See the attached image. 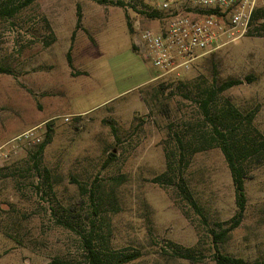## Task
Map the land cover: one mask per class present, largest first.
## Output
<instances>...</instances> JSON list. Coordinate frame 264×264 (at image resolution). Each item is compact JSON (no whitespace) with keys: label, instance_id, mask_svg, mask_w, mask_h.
Wrapping results in <instances>:
<instances>
[{"label":"rangeland","instance_id":"rangeland-1","mask_svg":"<svg viewBox=\"0 0 264 264\" xmlns=\"http://www.w3.org/2000/svg\"><path fill=\"white\" fill-rule=\"evenodd\" d=\"M116 1L35 0L0 18V65L11 72L0 73V264L81 262L88 229L140 254L128 264H216L209 231L229 225L235 212L222 151L197 152L183 167L202 217L175 185L153 178L168 157L177 161L168 126L202 123L197 85L244 79L223 95L243 112L257 107L264 134V36H224L182 78L159 76L139 44L140 30L156 27L157 17L140 12L142 0ZM77 5L81 26L72 40ZM47 124L51 140L34 157L39 143L17 137L32 128L43 140ZM245 190L243 220L218 248L256 262L264 259V163L251 168ZM176 246L197 260L179 257Z\"/></svg>","mask_w":264,"mask_h":264},{"label":"trees","instance_id":"trees-1","mask_svg":"<svg viewBox=\"0 0 264 264\" xmlns=\"http://www.w3.org/2000/svg\"><path fill=\"white\" fill-rule=\"evenodd\" d=\"M34 1L21 0L12 3L7 0L3 5H0V18H11ZM103 1L98 0V2ZM116 3L124 4L119 0ZM145 7V10H140V12L150 17H159L162 14L158 11L149 10L146 5ZM81 17L80 5H77V18L75 29L71 34L72 40L76 29L81 26ZM247 34L264 36V7L257 6L254 9ZM66 59L68 65L72 67L71 46L66 52ZM0 73L11 72L7 67L0 65ZM246 78L250 80L249 76ZM243 82L244 79L242 78H228L221 82L214 80L211 84L196 86V104L202 115V123H189L183 129H176L174 125L168 126V136L172 138L175 155L177 156V161H174V164H177V166L175 167L167 155L169 158L167 170L153 178L154 182L161 181V183L166 182L175 185L186 204L202 217V208L185 181L183 167L188 164L191 156L197 152L213 147H218L222 151L234 188L235 212L228 221L229 225L222 227L218 224L219 229L211 228L209 231L215 248L213 257L216 264H264V259L249 262L242 257L222 253L218 248L219 244L224 242L229 233L243 220L247 207L245 182L251 168L264 163V134L254 122L257 107L243 112L227 96L223 95L225 90ZM180 83L184 84L185 81H180ZM192 93L194 94V91L190 90V94ZM51 131V124H47L45 138L38 144L35 153L32 154L34 157L42 155L45 146L51 140ZM109 155L108 162L114 160L115 154L110 153ZM174 168L177 169L178 174H172L177 177V181L172 180L171 174H169V171H174ZM90 193L93 195L94 190ZM95 206L97 207L99 204ZM95 212L97 213V210ZM81 238L84 251L83 261L71 262L63 259H53L47 264H128L140 255L138 252H127L126 250L112 248L109 245V238H105L102 231L88 229L82 233ZM174 253L182 258L197 260V256L192 249H181L176 246Z\"/></svg>","mask_w":264,"mask_h":264},{"label":"built area","instance_id":"built-area-1","mask_svg":"<svg viewBox=\"0 0 264 264\" xmlns=\"http://www.w3.org/2000/svg\"><path fill=\"white\" fill-rule=\"evenodd\" d=\"M151 11L162 13L157 26L139 32V44L159 76L182 77L204 54L228 36L241 37L247 31L259 0H142ZM66 119H68L66 117ZM22 145L40 143L35 129L22 133ZM16 138V139H17Z\"/></svg>","mask_w":264,"mask_h":264},{"label":"crops","instance_id":"crops-1","mask_svg":"<svg viewBox=\"0 0 264 264\" xmlns=\"http://www.w3.org/2000/svg\"><path fill=\"white\" fill-rule=\"evenodd\" d=\"M32 129V128H31ZM28 130H30V129H28ZM27 131V130H26Z\"/></svg>","mask_w":264,"mask_h":264}]
</instances>
